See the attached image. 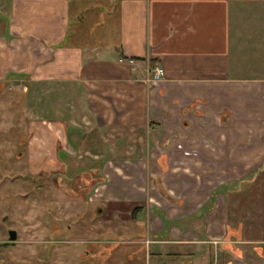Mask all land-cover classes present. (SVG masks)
Listing matches in <instances>:
<instances>
[{
  "label": "crops",
  "instance_id": "1",
  "mask_svg": "<svg viewBox=\"0 0 264 264\" xmlns=\"http://www.w3.org/2000/svg\"><path fill=\"white\" fill-rule=\"evenodd\" d=\"M0 2L6 74L64 91L66 142L104 177L118 167L101 200L120 222L136 208L121 207L144 209L148 258L192 263L205 245L222 264H264V77L239 76L250 43L264 45V0ZM156 65L164 78L145 83Z\"/></svg>",
  "mask_w": 264,
  "mask_h": 264
},
{
  "label": "rangeland",
  "instance_id": "2",
  "mask_svg": "<svg viewBox=\"0 0 264 264\" xmlns=\"http://www.w3.org/2000/svg\"><path fill=\"white\" fill-rule=\"evenodd\" d=\"M107 8L101 11L108 14ZM6 9L7 5L3 7L0 2V171L3 173L0 175H7L3 192L19 194L7 201L3 198V202L9 203V209L2 210L0 217L9 213L26 229L24 256L41 261L48 247L49 260L42 264H222L225 259H221V253L212 258L213 248L205 245L196 252L197 258L192 263L189 259H171L168 263L162 258H148L152 249L148 240L140 237L145 234L142 224L146 214H138L139 226L126 215L120 217L126 222L116 221L114 212L119 205H109L101 198L102 191L112 187L118 167L107 163L104 170L107 177H104L97 170H91L101 163L94 155L85 154L80 147L66 142V133L74 137L75 130L66 121L64 91L57 96L49 83L40 84L17 73L6 74L7 68L2 62L8 50L7 18L2 12ZM100 25L106 31L116 28L108 21L106 24L103 18ZM263 48L259 43H250L249 67L244 66V71L239 69V76L264 77ZM62 147L67 149L68 156L60 154L59 159L57 152ZM10 155L12 158L8 160ZM18 175L17 180H12ZM138 204L121 207V212H131ZM99 210L102 211L98 213ZM154 212L161 215L158 210ZM52 221L60 222V229L64 230L63 240L55 245L47 238L55 230ZM245 250L250 251V246ZM256 259L251 263L256 264Z\"/></svg>",
  "mask_w": 264,
  "mask_h": 264
},
{
  "label": "flooded vegetation",
  "instance_id": "3",
  "mask_svg": "<svg viewBox=\"0 0 264 264\" xmlns=\"http://www.w3.org/2000/svg\"><path fill=\"white\" fill-rule=\"evenodd\" d=\"M11 158L12 155H10L8 160H11ZM0 174L3 173L0 171ZM4 178H7V175L5 177L0 175V212L2 210L7 211L9 209V203L3 202V198H5L7 201L19 194L3 192L5 191L3 190V186L7 182V179L5 181ZM18 178L19 175L17 177H13L12 180H17ZM6 190H9V188ZM52 224L54 225L55 229L54 233L49 234L47 238L50 244L55 245L56 243H60L63 240L61 236H63L64 230L60 229V222L52 221ZM67 228H69V226H67ZM26 232V229L23 226H20V223L14 220L9 213H5L0 217V264H9L12 262L13 264H42V262L49 260L50 250H48V247L45 249L41 261H34V257L28 258V256H24V250L22 247L24 246V237ZM67 238L70 237L66 235V239ZM16 248H18V250H16ZM14 260H16V262Z\"/></svg>",
  "mask_w": 264,
  "mask_h": 264
},
{
  "label": "built area",
  "instance_id": "4",
  "mask_svg": "<svg viewBox=\"0 0 264 264\" xmlns=\"http://www.w3.org/2000/svg\"><path fill=\"white\" fill-rule=\"evenodd\" d=\"M119 62L122 64H128L133 68H136L138 62L136 59L132 58H124L121 57ZM165 76V70L162 66L156 65L152 67H147L145 70V76L143 77V81L147 84L155 85L157 82L162 80Z\"/></svg>",
  "mask_w": 264,
  "mask_h": 264
},
{
  "label": "trees",
  "instance_id": "5",
  "mask_svg": "<svg viewBox=\"0 0 264 264\" xmlns=\"http://www.w3.org/2000/svg\"><path fill=\"white\" fill-rule=\"evenodd\" d=\"M186 124V123H185ZM143 208L142 207H136L133 211H132V220L133 221H137V216L139 213L143 212Z\"/></svg>",
  "mask_w": 264,
  "mask_h": 264
},
{
  "label": "water",
  "instance_id": "6",
  "mask_svg": "<svg viewBox=\"0 0 264 264\" xmlns=\"http://www.w3.org/2000/svg\"><path fill=\"white\" fill-rule=\"evenodd\" d=\"M101 211H102V210H99L98 213L101 212Z\"/></svg>",
  "mask_w": 264,
  "mask_h": 264
}]
</instances>
